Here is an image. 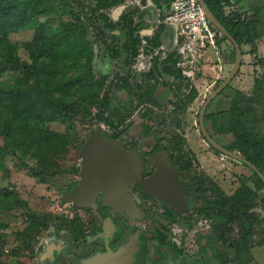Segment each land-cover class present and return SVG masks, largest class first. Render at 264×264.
Instances as JSON below:
<instances>
[{"label": "trees", "instance_id": "1", "mask_svg": "<svg viewBox=\"0 0 264 264\" xmlns=\"http://www.w3.org/2000/svg\"><path fill=\"white\" fill-rule=\"evenodd\" d=\"M124 1L0 0V171L6 176L7 157L17 167L43 181L46 176L78 171L76 160L80 148L77 157L71 155V164L63 162L69 155V132L76 122H108L105 112L110 107L112 85L122 79L126 86H131L128 82L130 65L140 48L144 47L148 54L161 44L163 25L160 24L151 37L139 33L140 24L134 20L138 7L122 12L117 20L110 17L109 10ZM152 1L157 6L160 2L168 6L170 2ZM204 1L240 46L249 42L250 34H257L254 21L225 12V7L231 5L230 0ZM24 30L31 31L22 42L26 59L20 57V46L10 37ZM115 30L123 34L122 41ZM219 40H226V37L222 35ZM96 50L114 60L124 54V74L109 71L96 75ZM162 64L164 70L172 71L167 61ZM6 74H11V80L6 79ZM150 74L153 76V69L147 75ZM260 88L257 82L255 90ZM195 95L193 91L184 95L181 107L191 102ZM86 108L89 112L83 114ZM92 108L95 109L93 113ZM250 115V126L233 129L235 142L228 149L239 151L264 174V136L255 131L252 123L256 118ZM209 119L210 116L205 115V125ZM52 123L64 126V131L54 130L50 126ZM250 171L251 177H242L229 196L211 188L216 197L209 210L222 220V231L229 229L227 223L232 222L238 235L231 240L230 248L216 250L218 264H249L253 236L261 235L258 244L264 243V217L253 210L257 201H264V183L252 169ZM206 189L205 182L200 180L199 190ZM16 206L27 208V203L18 198L17 192L0 186V211ZM50 217L49 213H26V226L16 233L20 246L16 256H22L24 250L32 251L33 235L47 227ZM4 246L5 238L2 237L0 264H7L1 260Z\"/></svg>", "mask_w": 264, "mask_h": 264}, {"label": "flooded vegetation", "instance_id": "2", "mask_svg": "<svg viewBox=\"0 0 264 264\" xmlns=\"http://www.w3.org/2000/svg\"><path fill=\"white\" fill-rule=\"evenodd\" d=\"M134 1H137L138 5H140V2H145V0ZM150 2L152 3V11L154 12L150 17L152 19L147 18L145 20L148 22L146 24L148 26L141 28L139 33L143 37H151L156 29L163 25L161 44L153 52L148 54L144 52V47L140 48V53L134 58L130 65L131 72L128 82L131 86H126L122 82L123 80L120 79L117 84L119 85V91L117 90L113 95L117 85H112L109 90L112 96L110 107L105 112V116L109 118V121H101L95 124V127H98L104 135L119 141L125 150L133 151L141 162L142 168L138 176L139 180L122 181L124 184L122 189L125 193L126 202L131 208V212L124 208L121 210L114 209L107 202L106 195L102 190H99L86 204L76 205L72 201H64L62 199L63 194L80 178L81 149L88 137L87 135L80 146L78 171L73 174V178L67 183L61 195V202L68 203L67 205L72 214L49 213L51 217L48 220L47 227L35 234L52 235L54 239H59L60 246L75 247V252L77 253L75 256L77 257L80 255V264H92L91 259L93 262L96 256L109 252L118 255L121 254V258L117 261L102 264H158L162 256V252L159 250L164 246H167L172 252L174 251L176 255L181 257L185 255L181 251L183 245L174 237L171 238L170 235H194L195 238H197L198 235H209L210 231L208 227L210 224H213L212 235H214L217 246H219L217 249L222 247L230 248L228 245L231 243V240L238 236L237 228L234 223L228 222L227 227H229V229L222 231L221 229L223 228L220 226L222 220L217 214L209 210L210 203L216 197L215 194L212 193L211 188L217 191L220 190L227 196L231 195L234 191L231 194H227L208 175H203L202 173L196 175L191 174L189 177L192 168L197 165L198 157L193 153L194 151H192L191 147L187 146L185 134L183 133L184 128L182 127L185 121L179 113H183L190 103L181 107L183 96L189 94L191 91L198 94L199 88L196 82L198 80V72H196L193 77L190 76L188 73L190 64L186 63L184 59L181 60V54L179 53L181 52V47L179 43L175 45V37L172 38L173 43L171 42V34L172 32L174 34V30L163 21V14L167 5L160 2V5L157 6L152 0H150ZM123 7V4L119 5L120 10L121 8L123 9ZM138 8L140 11L145 7L139 6ZM227 42L221 54L232 55L235 52L234 46L228 40ZM143 44H145V41H143ZM164 60L167 61L170 66L171 72L164 70L162 64ZM234 60L235 56L233 57L232 65ZM240 67L241 63L239 68ZM151 69L154 70L153 76L151 74L147 75ZM120 74H124V72ZM227 75L222 77L223 79L221 82L219 81L213 90L223 82ZM235 77L236 74L219 92L221 94L227 88L226 92H228V96L226 99L221 96L223 99L221 98V100L218 101L220 102L219 108L212 111V119L214 125L217 127L218 124H220L219 113L222 110L227 112L229 117L227 124L232 129H235V127L250 126V114L252 112L250 101L253 100L257 102L264 94L261 81L253 83L251 94L241 93L238 87L232 85ZM218 79L219 78H216L214 80V84H216ZM257 82H259L261 88L255 90ZM128 91H130V93H128ZM257 94L258 97L255 98ZM217 95L214 97H217ZM163 96H168L167 99L171 100V104H173L171 109L175 111L173 118L168 122L172 125L171 129H165L162 123L164 121H158L159 119L157 120L154 113L158 111L160 99ZM131 97L134 100V104L128 107L126 102L127 99L129 100ZM224 103H229L226 109L221 108ZM205 109L203 124L204 117L207 115ZM134 112L137 116L142 117L141 122H132L134 120V117H132V115L135 114ZM252 116L254 117V115ZM102 123L106 124L110 130L105 132L101 128L103 126ZM131 123L133 124L132 126ZM207 124H204L205 129ZM162 129H164V131H162ZM199 131L201 133L200 126ZM206 131L208 132L207 129ZM230 133L234 136V130ZM208 134L215 142L227 150H230L228 146L235 142V138H233V141L224 142L218 135L213 134L221 141L220 142L215 139L211 133L208 132ZM201 136L214 153L220 154L221 161L224 162L229 158L233 160L232 157L221 153L211 146L205 140L202 133ZM230 151H235L240 154L237 150ZM163 163L167 164L171 169H166L169 171V175L173 171L171 176L168 174L166 175L169 181H173L174 174L178 182V187L179 185L181 186L182 195L185 199L183 209H178L168 201L147 193L141 183L143 180L153 176L159 169L158 165ZM224 165L225 164H222V166ZM200 180L205 182V187H207L205 191L199 190ZM189 192L193 193L191 197L195 201L200 200L201 204L199 207L197 206L195 209H192L194 204L192 198L189 197ZM135 208L136 213H134ZM204 228L207 230V234H205ZM210 228H212V226H210ZM234 228H236L235 235H233ZM191 231H193V233H191ZM259 237L260 239L258 241L261 240L262 236ZM205 241L204 238L200 241L201 247L206 246ZM258 241L254 240L252 244H258ZM54 250L55 247L53 243L46 245L41 258H47L50 264H58V261L55 260L56 255H54ZM126 252H132V256H128Z\"/></svg>", "mask_w": 264, "mask_h": 264}, {"label": "rangeland", "instance_id": "3", "mask_svg": "<svg viewBox=\"0 0 264 264\" xmlns=\"http://www.w3.org/2000/svg\"><path fill=\"white\" fill-rule=\"evenodd\" d=\"M83 2L89 3L92 2V0H83ZM230 3V6L225 7L226 13H237L246 21H254L256 25L257 34H250L249 42L241 45L243 54L241 67L236 73L235 80L232 82V85L238 87L241 93H248L249 95L252 93V86L256 81H261L262 87L264 88V0H230ZM123 5L124 7L123 9L121 8V10L119 9V6L113 7L109 10L110 17L117 20L122 12H127L135 6L145 7L144 9L140 8L141 10L135 13L134 20L139 22L140 29L148 26L146 25L148 22L145 20L150 18L152 13H154L152 11V3L150 0L140 2V5H138L137 1L125 0ZM114 32L118 35L119 41L124 39L123 34H119L118 30H115ZM30 34V30H24L10 35L11 39L20 46L19 55L24 59L27 57V52L22 42L26 40ZM174 37L175 33L173 34L172 32V43V38ZM96 45H94V48L97 47ZM96 52L98 53L94 60V72L96 75L109 71H112V73H123L125 69L123 65L124 54H122L119 59L114 60L104 55L103 51L96 50ZM233 55L234 53L232 55H219L221 62L216 63L215 65L221 66V70L219 71V74L217 72L220 77L216 84H214V75L216 71L213 72V70L210 69L213 67V64H210V67L206 66L203 70L205 74L198 77V80L196 81L199 88L198 94H196L194 100L187 105L183 113H179L185 121L182 127L184 128L183 133L185 134L187 146L191 147L192 151H194L193 153L198 157L197 165L194 167L196 169L192 168L189 177L191 174L196 175L200 173L208 175L227 194H231L239 186L242 177H251V171L248 166L239 159L232 160L229 158L224 162L220 160V154L214 153L201 136L198 125V113L202 103L210 95L217 83H219V81L221 82L223 79L222 77H225L229 72L233 62ZM213 57V59H215V56ZM11 74L5 75L7 80H11ZM118 89L119 85L114 89L113 95ZM226 91L227 88L221 94L219 93L217 97H213L212 100H210L205 109V113L210 116L206 126L208 132L212 135H218V137L224 142H229L233 141L235 136L230 133L233 129L227 124L229 120L227 112L225 110L220 111V124H218V127L214 125L212 119V111L220 106V102L218 101H220L222 97L226 99L228 96V92ZM128 93H130V91H128ZM167 97L168 96L161 97L158 111L154 113L157 120L159 119L158 121H164L162 123L165 129H171L172 125L168 122L173 118L175 111L171 109L173 104H171V100L167 99ZM171 97L173 98L172 94ZM126 104L128 107L134 104L133 98L131 97L129 100L127 99ZM250 105L252 108L251 113L256 118V120L253 121L252 126L255 131L264 136V94L257 102L251 100ZM228 106L229 103H224L221 108L226 109ZM94 110L95 109L92 108L91 113H93ZM88 112L89 109L86 108L82 113L88 114ZM132 117H134V120L132 121L134 123L142 121V117L137 116L136 113L133 114ZM102 125L101 128L105 132L110 130L106 124L102 123ZM132 125L133 124L131 123V126ZM50 126L59 132H63L65 129L64 126L58 123H52ZM94 127L95 124L91 120L84 123H75V126L69 132L70 141L67 143V154L69 155H67V158L63 159L65 165L72 163V160L70 159L71 155L77 157V152L79 151L83 140ZM162 131H164V129H162ZM214 137L219 140L216 136ZM1 143L2 140L0 139V144ZM76 161H78V158ZM222 164L225 165L222 166ZM5 165L8 168V176L0 171V186H5L8 189L17 192L18 198L27 203V208L16 206L12 207L10 210L0 211V239L2 237L5 238V251L1 260L7 264H50L48 259L41 258V255L45 251V246L53 243L55 247L54 255H56L55 260L58 261V264H80V255L77 257L75 256L77 255L75 247L60 246L59 239H54L52 235L34 234L32 251L24 250L22 256H16V251L20 248L16 233L23 230L26 226L27 212L34 211L38 214H72L67 205L68 203L61 202V195L63 194L67 183L73 178V174L64 173L60 175H50L44 177L43 181L38 177L30 175L26 169L17 167L15 162L9 157L5 158ZM192 195L193 193L189 192V197ZM192 200L194 204L192 209L200 206V200L195 201L193 198ZM253 210L260 216L264 217V201H257ZM210 226H212V228H210ZM210 226L208 227V230L210 231L209 235H198L197 238H195L194 235H170L171 238L174 237L181 242L183 245L181 251L185 255L179 257L174 251L172 252L167 246H164L159 250L162 252V256L158 264H218L214 252L219 246H217L214 235H212L213 224H210ZM203 230H205V234L208 233L205 228ZM233 230V235H235L236 228ZM191 233H193V231H191ZM259 236L261 235H255L254 240L258 241L260 239ZM203 238L206 240V246L201 247L200 241ZM250 255L251 261L249 264H264V244H252Z\"/></svg>", "mask_w": 264, "mask_h": 264}, {"label": "water", "instance_id": "4", "mask_svg": "<svg viewBox=\"0 0 264 264\" xmlns=\"http://www.w3.org/2000/svg\"><path fill=\"white\" fill-rule=\"evenodd\" d=\"M198 2L212 25L218 29L224 37H226L235 49V60L227 77L215 90L212 91V93H210L200 107L199 126L201 133L211 146L233 159L241 160L251 168L264 183V174L254 164L235 151L227 150L219 145L210 137L204 127L203 114L205 106L235 76L241 63L242 51L235 38L215 17L205 1L198 0ZM81 155L80 178L63 194L62 199L64 201H72L76 205L83 203L86 204L99 190H102L106 195L107 202L114 209L121 210L124 208L131 212V208L126 202L125 193L122 189L124 187L122 181L139 180L138 176L142 165L136 154L133 151L125 150L119 141L109 138L104 135L98 127H94L89 132L88 137L82 146ZM158 168L159 169L153 176L141 182L144 189L147 193L168 201L178 209H183L185 199L182 195L181 186L179 185L178 187L175 175L173 174L174 179L170 182L166 176L167 174L169 175V171L166 169L171 170L169 166L163 163L158 165ZM172 173L173 171L169 176H171ZM134 213H136V208ZM132 252H126V254L132 256ZM120 258L121 254L118 255L109 252L96 256L93 262L91 259V263L102 264L117 261Z\"/></svg>", "mask_w": 264, "mask_h": 264}, {"label": "built area", "instance_id": "5", "mask_svg": "<svg viewBox=\"0 0 264 264\" xmlns=\"http://www.w3.org/2000/svg\"><path fill=\"white\" fill-rule=\"evenodd\" d=\"M163 21L174 30L175 45L179 43L181 47V60L190 64V76L198 72L201 77L206 66L213 64L210 69L216 71L214 79L219 78L220 66L215 64L220 63L219 55L228 42L219 40L221 32L206 17L198 0H170Z\"/></svg>", "mask_w": 264, "mask_h": 264}]
</instances>
